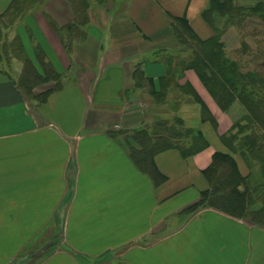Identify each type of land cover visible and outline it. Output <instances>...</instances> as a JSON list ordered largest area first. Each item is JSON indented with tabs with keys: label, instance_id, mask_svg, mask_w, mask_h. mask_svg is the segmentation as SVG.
I'll return each instance as SVG.
<instances>
[{
	"label": "crops",
	"instance_id": "obj_1",
	"mask_svg": "<svg viewBox=\"0 0 264 264\" xmlns=\"http://www.w3.org/2000/svg\"><path fill=\"white\" fill-rule=\"evenodd\" d=\"M21 1L0 0V16ZM33 2L0 29L58 78L35 88L51 91L35 104L0 69V264H264V227L188 210L209 189L214 155L229 153L222 137L235 112L194 69L167 77V59L182 48L173 19L199 41L213 37L211 0ZM177 118L202 136L190 140L199 150L187 157L152 140L156 181L125 137Z\"/></svg>",
	"mask_w": 264,
	"mask_h": 264
},
{
	"label": "trees",
	"instance_id": "obj_2",
	"mask_svg": "<svg viewBox=\"0 0 264 264\" xmlns=\"http://www.w3.org/2000/svg\"><path fill=\"white\" fill-rule=\"evenodd\" d=\"M216 15L226 17L229 25L235 22L238 24L245 22V20L255 16L264 21V2H259L252 7H243L237 5L236 0H211L210 7L203 13L205 21L214 32L213 37L208 41H199L191 34L186 22L173 19V28L182 48L178 56L175 58L170 56L167 59L170 63V67L167 68V77H173L176 72H183L186 69H194L224 111H227L235 101H239L247 111V121L244 126H239L240 136L238 137L237 151H240L243 156L256 160L262 167L264 174V51L257 52L258 57L251 56L252 61H256V63L244 61L245 65H243L239 59L229 58L218 41L214 25ZM2 17L0 16V25L11 26ZM66 46L70 48L69 43ZM20 50L24 52L21 45L19 48H14V51L19 52ZM24 62V70L30 68L29 70L35 76L38 78L41 76L30 59L27 58ZM250 64H254L255 67L250 68ZM43 71L42 82L57 80V73L50 68H44ZM25 80L24 78L20 84L15 83L23 96L31 101L23 91L29 86ZM50 93L51 91L44 93V98L39 101V104H43ZM39 96L42 94H34L35 98ZM160 137L168 139L170 145L177 144L182 154L187 157L199 150V148L192 146L191 138L196 140L195 144L198 142L197 139H202L200 134L194 137L192 133L185 131L178 118L159 123L150 132L146 130L134 131L133 134L127 135L125 137L126 142L132 138L140 147L137 149L132 146L128 147L131 157L137 162L139 168L150 173L156 181L160 180V177L153 165L151 156L158 151V148L155 145L157 143H153L151 146V141L156 142ZM235 166V160L232 156L224 153L215 154L211 166L204 171L209 182V189L202 192L201 200L188 210L196 212L205 207H212L264 227V190L261 191L262 194L259 193L261 195V200H259L261 207L256 210L253 209L251 192L255 188L256 190L260 188H243L242 186L248 177L239 176L238 179H234Z\"/></svg>",
	"mask_w": 264,
	"mask_h": 264
},
{
	"label": "rangeland",
	"instance_id": "obj_3",
	"mask_svg": "<svg viewBox=\"0 0 264 264\" xmlns=\"http://www.w3.org/2000/svg\"><path fill=\"white\" fill-rule=\"evenodd\" d=\"M33 3V0H24L15 5L11 10V16L7 19V23L12 25L14 23L13 20L19 14L26 13L33 7ZM214 25L218 41L229 58L239 59L242 63L244 61L250 62L252 61V55L258 57L256 53L264 51V21L258 16L249 18L245 20V22L239 24L235 22L234 24L229 25V21H227L226 17L216 15L214 18ZM0 43V69L9 74V76H11L16 83L20 84L25 78V81L29 84L26 89H23L25 95L31 99L33 103L39 104V101L44 98L43 94L46 92L40 93L42 96L37 98L34 97V94L37 95L35 93V88L44 83L41 81L44 74L39 72L41 76L38 78L33 72H31V70H29L30 68H28V66L27 70L23 69L25 65L24 61L27 59V55L22 50L19 52L14 51V48H19L21 44L17 38H11L9 32H6L5 34L2 30L0 31ZM254 63H256V61ZM243 65L245 64L243 63ZM249 67L254 68L255 65L250 64ZM229 110L235 112V118L232 127L226 134L223 135V143L229 151V153L225 154L232 156L235 160L236 172L234 179H238L239 176L248 177L245 180L244 186H242L243 188H260L258 190L255 188L251 192V199L253 200L252 207L256 210L261 207V202H259V200H261V195H259V193L264 190L263 169L256 160L243 156L240 151H237L238 137L240 136L239 126H244L247 121V111L245 107L239 101H235L227 109V111Z\"/></svg>",
	"mask_w": 264,
	"mask_h": 264
}]
</instances>
